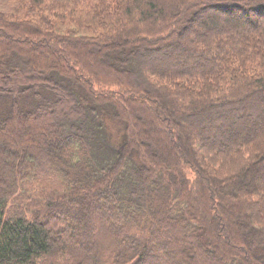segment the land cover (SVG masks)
Wrapping results in <instances>:
<instances>
[{
  "label": "trees",
  "instance_id": "obj_1",
  "mask_svg": "<svg viewBox=\"0 0 264 264\" xmlns=\"http://www.w3.org/2000/svg\"><path fill=\"white\" fill-rule=\"evenodd\" d=\"M258 96L264 0H0V264H264Z\"/></svg>",
  "mask_w": 264,
  "mask_h": 264
},
{
  "label": "rangeland",
  "instance_id": "obj_2",
  "mask_svg": "<svg viewBox=\"0 0 264 264\" xmlns=\"http://www.w3.org/2000/svg\"><path fill=\"white\" fill-rule=\"evenodd\" d=\"M201 19L203 20L204 17H200L196 21V23L193 26H191L192 31H199L198 26H199V22ZM240 35H242V33H240ZM212 54L215 56L214 53H212ZM153 56H155V55H153ZM208 57H210V56H208ZM208 57L205 56V53H203V51H202V54L201 53H196V54L192 53L189 56H184V53L181 54V52L180 53L173 52L170 55H165L164 57L157 59L155 66H158V67L164 66V67H167L170 69H175V68H178L179 65H181L182 67L184 65H188L189 60H194L196 63L201 64L204 61V60L202 61V59H206ZM28 65H32V67H31L32 69L35 68V67H33L32 63L28 62ZM246 106L243 108L241 106H239L238 108H234L235 110H232V111L225 113L223 115H219L217 113L216 114L217 117H214L213 115H207L206 116L207 118H216L215 120H212L214 122L213 126H202L201 123L199 124V126L201 125L200 128L196 127L195 124H194V126H195V128H197L199 130V132H201V131L202 132H211L212 131V133H213L212 139L209 140L208 138H205L206 140H209L208 141L209 144L219 143L220 145H222L224 143L232 142L233 138H235L237 133H239L240 136H244V135L247 136V134H249L248 133L249 131H255V133L261 134L262 132H264V118H263V115H264V96L260 97V98L258 96L257 98L250 99L249 101H247ZM259 111H261L262 113H260ZM241 114L244 116H242ZM116 128L117 127L115 125V126H113V131H110V127H108V134L113 135V133H114V140L115 141H116L117 136H118V131ZM194 134H196V131ZM239 137H237V138H239ZM222 139H224V140H222ZM234 141H235V139H234ZM6 154L8 156H10L11 153H6ZM10 162H11V158H7L6 163L9 164ZM252 183H253V185H255L257 187L264 188V179H262V181L255 179L254 181H252ZM245 190H247V189H245ZM161 191L165 192V189H163V187H162ZM103 204H104L103 207H105L106 204L105 203H103ZM96 221L97 222H95V227H100L101 229L109 230V232H107L108 234H110L112 232L111 231L112 228L115 229L116 231L119 230L121 224L123 223L121 220H116V222L112 221L113 223H111V222H109V220L105 216H103L99 220L102 223L100 222V224H99L98 218ZM240 222L244 223L243 220H241ZM51 223H52V225L55 226L57 222L55 220H51ZM89 227H90L89 225H86L83 223H81V225H80V229L85 231V232L89 231L88 230ZM68 230L72 233L75 231V229H72V228H70ZM159 231H161V230L159 229ZM60 238L62 239V237H60ZM71 238L72 237H69L68 240H67V238L64 239L62 244L64 246L65 245L76 246L79 248V244H76V243L72 244L71 243ZM80 246H83V243ZM159 264H162V263H159Z\"/></svg>",
  "mask_w": 264,
  "mask_h": 264
}]
</instances>
